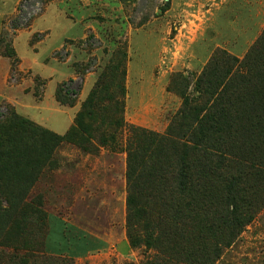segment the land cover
I'll use <instances>...</instances> for the list:
<instances>
[{
	"label": "rangeland",
	"instance_id": "374dc122",
	"mask_svg": "<svg viewBox=\"0 0 264 264\" xmlns=\"http://www.w3.org/2000/svg\"><path fill=\"white\" fill-rule=\"evenodd\" d=\"M20 1L0 26L1 54L18 60L7 84L0 75V128L14 113L64 140L42 152L32 131L4 137L0 170L19 158L22 172L10 196L19 209L6 220L1 200L0 264H264V182L238 207L215 196L191 236L167 240L154 218L133 229L138 246L128 234L132 183L170 180L161 166L175 173L173 145L197 126L185 98H201L212 65L225 75L222 56L242 62L256 47L264 0H44L27 27L15 20ZM63 84L77 92L72 105L57 100ZM94 90L92 117L68 139Z\"/></svg>",
	"mask_w": 264,
	"mask_h": 264
},
{
	"label": "trees",
	"instance_id": "16d2710c",
	"mask_svg": "<svg viewBox=\"0 0 264 264\" xmlns=\"http://www.w3.org/2000/svg\"><path fill=\"white\" fill-rule=\"evenodd\" d=\"M14 58L12 64L18 62ZM221 61L230 65L225 75L220 72L218 64L212 65L198 82L202 87L199 91L201 98H185V112L194 114L197 126L192 132L187 130L183 134L178 146L173 145L179 158L175 173L170 165L161 166L165 171L171 170L170 180L160 173L132 183L128 199V234L133 246L140 244L133 229L139 227L148 231L153 218L159 222L167 240L185 234L191 236L193 225L190 222L195 221L196 214L203 218L209 215V205L215 196L225 192L233 206L238 207L243 202L240 196L263 185L264 34L242 62L227 55L222 56ZM68 87L63 84L56 92L62 105L75 102L72 95L77 92H71ZM96 94V90L91 93L84 111L76 117L74 129L65 137H74L83 129L85 117H92L87 106L94 102ZM203 94L208 95L209 100L213 99V103L202 116L205 111L200 108ZM182 116L185 122L184 114ZM6 120L8 123L0 128V149L4 146V137L18 138L31 131L36 137L34 146L40 147L42 152L47 144L58 146L64 140L57 136L46 137L45 132L14 113ZM21 166L19 158H11L10 163L6 162L0 170V207L3 201L7 203L5 220L19 209L14 207L11 197L15 195L11 196V193L17 189L15 183L22 172ZM251 179L257 184L253 185ZM144 195L151 196V205L143 200ZM171 196L174 197L171 199ZM25 209L22 207L21 211ZM146 244L150 245V242Z\"/></svg>",
	"mask_w": 264,
	"mask_h": 264
},
{
	"label": "built area",
	"instance_id": "2783aa9c",
	"mask_svg": "<svg viewBox=\"0 0 264 264\" xmlns=\"http://www.w3.org/2000/svg\"><path fill=\"white\" fill-rule=\"evenodd\" d=\"M44 10V0H22L17 8L16 23L18 26H29Z\"/></svg>",
	"mask_w": 264,
	"mask_h": 264
},
{
	"label": "crops",
	"instance_id": "0c3cea01",
	"mask_svg": "<svg viewBox=\"0 0 264 264\" xmlns=\"http://www.w3.org/2000/svg\"><path fill=\"white\" fill-rule=\"evenodd\" d=\"M15 1L16 0H0V26H2L1 20L5 18L10 13V11L14 10ZM13 46H14V50L16 51L14 41H13ZM11 64H12L11 59L3 56L0 52V67H1L0 75H2L3 82L5 84H7L8 78L10 76Z\"/></svg>",
	"mask_w": 264,
	"mask_h": 264
}]
</instances>
